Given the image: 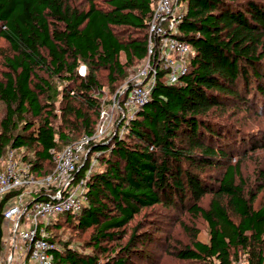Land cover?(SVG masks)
<instances>
[{"label": "trees", "instance_id": "16d2710c", "mask_svg": "<svg viewBox=\"0 0 264 264\" xmlns=\"http://www.w3.org/2000/svg\"><path fill=\"white\" fill-rule=\"evenodd\" d=\"M155 1L0 0V41L6 45L0 67V164L15 149L34 177L49 173L59 142L71 144L68 132L54 126L57 116L69 130L94 133L103 91L99 74L105 72L113 91L136 64L143 65ZM177 3L184 9L177 36L192 49L187 72L175 83L157 77L131 117H121L116 130L89 142L87 155L95 154V168L85 175L87 158L73 174L74 181L86 176L82 208L59 214L49 225L57 245L52 264H127L140 248L134 242L136 225L114 246L126 226L143 208H169L187 195L194 201L186 209L207 222L208 239L193 238L176 250L178 258L264 263V167L254 170L247 192L240 167L243 154L261 141L249 137V143L231 144L235 131L221 119L226 104L264 103V0ZM133 83L128 80L126 90ZM231 155H238L233 163L223 160ZM213 166L223 167L220 175L203 178L195 172ZM51 193L38 189L32 199ZM205 193L211 195L207 207L197 204ZM6 198L0 200V237ZM67 222L90 229L89 252L59 242L57 231Z\"/></svg>", "mask_w": 264, "mask_h": 264}, {"label": "built area", "instance_id": "2783aa9c", "mask_svg": "<svg viewBox=\"0 0 264 264\" xmlns=\"http://www.w3.org/2000/svg\"><path fill=\"white\" fill-rule=\"evenodd\" d=\"M152 11L144 63L128 90L125 84L111 98L110 108L122 117H131L146 102L157 77L175 83L187 72L192 49L177 36L184 9L177 0H156ZM159 72L162 74L158 75ZM108 124V111L101 107L94 133L65 145L56 156L54 169L41 177L33 176L15 149L6 152L0 164V200L7 196L1 210L0 264L53 263L52 250L57 245L49 238V225L59 214L75 213L82 208L85 177L95 165V154L88 157L85 177L74 181L73 174L87 155L89 142L99 141L109 133ZM51 188L49 198L32 199L31 189ZM234 264L248 261L240 258Z\"/></svg>", "mask_w": 264, "mask_h": 264}, {"label": "rangeland", "instance_id": "374dc122", "mask_svg": "<svg viewBox=\"0 0 264 264\" xmlns=\"http://www.w3.org/2000/svg\"><path fill=\"white\" fill-rule=\"evenodd\" d=\"M264 40V36H263ZM6 52V45L0 41V67L3 66V53ZM141 66V63L136 66L128 73L127 78L118 83L113 91L108 88L105 72L101 71L99 74L100 80L103 84L102 95H99L100 106L108 111V132L116 130L117 122L122 117L120 113L110 108L111 98L114 93L122 85H127L128 80H134L136 70ZM81 74L84 73L85 68L83 65L78 70ZM221 119H223L227 126H231L235 133L232 135V143L237 145L239 143H249L250 138H258L261 141V146L253 151H248L240 159V167L242 175L245 179V192L249 190L252 185V181L255 176L254 170L262 166L264 167V145H262V137H264V103L261 104L256 100L255 107H245L242 104L238 106H232L226 104L223 108ZM4 113V108L0 104V118ZM56 114H59L56 110ZM96 113L93 114V120L96 119ZM98 122V120H97ZM53 124L57 129H64L68 132L71 143L79 140L84 134L78 130L77 127L68 129L61 123L59 116L53 118ZM97 125V124H96ZM77 129V130H75ZM120 134L123 135L124 128H121ZM122 132V133H121ZM264 142V141H263ZM65 145L64 142H59V148L57 149L56 155L60 152L59 150ZM28 157L32 154L30 151L26 152ZM20 156V155H19ZM238 155H231L229 158L226 157V162L233 163ZM56 158V157H55ZM88 155L83 156V160H87ZM79 162L78 167L83 163ZM56 159L53 163L47 165V169L50 172L54 169ZM95 167H93L94 169ZM101 168V167H100ZM223 167L213 166L205 167L204 169L195 170L196 173L203 175V178L212 176V174H221ZM51 190H47L50 192ZM33 189H31L32 194ZM32 196V195H31ZM210 193L203 194L197 201V204L203 207H207L210 200ZM194 200L190 195H187L181 204L173 205L169 208H165L160 204L153 205L152 207L143 208L133 220L126 226L125 236L121 241H115L117 246L119 243L122 244L126 241L127 236L132 228L136 225L138 229L135 235L138 236L135 247L140 248L138 254H132L127 264H200L196 261L185 260L176 256V250L184 247L186 244H190L193 238L201 240L203 242L208 239L207 222L199 215L192 214L186 207L189 206ZM258 204V200L255 201ZM76 222V220H74ZM74 223H64L61 228L58 229L57 239L62 244V241H66V244L80 252H89L90 247H86V241L88 240V234L90 229L78 230L74 228ZM60 244V245H61ZM103 256V254L101 255ZM264 264V263H263Z\"/></svg>", "mask_w": 264, "mask_h": 264}]
</instances>
